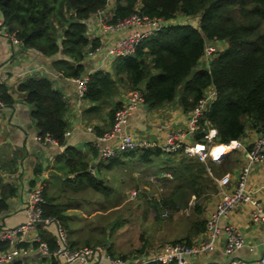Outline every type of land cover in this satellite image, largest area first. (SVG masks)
<instances>
[{
	"label": "crops",
	"instance_id": "1",
	"mask_svg": "<svg viewBox=\"0 0 264 264\" xmlns=\"http://www.w3.org/2000/svg\"><path fill=\"white\" fill-rule=\"evenodd\" d=\"M108 1L103 10L91 15L86 20V37L89 42L84 48L83 57L80 61L67 59L61 53L46 57L34 49L27 48L21 40L19 44H13L11 38L4 34V31L7 30L6 27L0 28V80L3 81V92H7L8 96L13 100L11 104L3 101L4 106L0 108V207L5 205V209L0 210V237L3 231L17 227L27 221L25 209L29 193L35 186L42 185L47 199V205L44 208L45 216L54 217L60 221L61 225L67 230L68 244L77 249L95 247L94 244H98L94 243L95 240L87 243L85 240L81 241L79 234L84 230V222L80 214L77 213L78 209L66 206L56 196L52 195V186L72 185L75 188V186L80 187L82 184H87L97 192L102 191L105 194H109L110 189L104 188L102 182L101 184L98 182V177H94L96 173L101 175L117 171L122 177L124 176V170L131 172V168L135 169L136 165L143 164L141 166H144V171L148 173L150 182H156L157 178L172 180L173 175L169 170L180 166L182 161L186 160L183 157L186 156L188 159L195 160V158H189L184 152H179L177 154H180V156L176 160L183 159L177 166L166 168L171 161H174L171 160L174 157H166L164 156L165 153L160 156L148 155L145 157L137 153L135 157H130V153L126 151L112 159L104 160L101 158L100 152L94 148L93 143L97 137L112 130L115 121L114 115L117 109L126 101L128 93L132 90L126 74L119 73L116 69V61L123 57H112L110 50L119 40L131 35L135 30L105 32L102 29L101 20L113 22L115 10L117 9L116 0ZM136 9H141L140 2L136 5ZM194 19L179 14L173 19L165 20L164 23L168 27L176 25V23L179 24L181 20L189 24L188 22ZM0 23L4 24V18L1 13ZM65 30V28L59 29L60 37L58 40L63 38ZM141 31L143 32L144 29ZM214 43L213 41H207L208 45H213ZM93 47H101L102 52L90 55L89 53ZM65 59L71 62L74 68L78 65L83 67L81 76H91L97 72H102L104 75L109 76L112 81L111 95L95 103L86 100L85 97L81 100V105L78 106V92L74 77H66L63 71L57 68L58 62ZM206 63L209 65L211 61L202 58L201 66H198V68H203ZM32 78L47 79L52 84V88L61 96V102L66 109L64 115V120L68 125L66 131L70 132V136L67 139L64 137L65 145L59 147L44 145L34 140V137L40 132V129L36 126V120L32 117L34 106L27 103L25 94L18 90L21 84ZM144 86L145 84L143 83L139 85L141 89H144ZM214 91V87L207 88L203 98L214 94L217 95V92ZM215 98L216 96L214 100ZM191 110L186 111L179 104V96L173 102L160 107H149L148 110L144 109V107L139 108L128 118L122 127L119 137L121 138L127 134L162 145L165 143L168 132L187 128ZM249 126L246 128L245 137L236 141L241 143L242 147L235 148L234 144L229 145L231 150L224 156L222 161V163L224 161L228 162L229 167L223 169L221 174L215 176L222 178L225 175H229L234 183L228 188H221L214 181V184L216 183L214 187L217 190V197L213 201L204 204L201 210L191 211L188 215H181L180 213V230H176V235L158 230L153 233V236L160 237L161 240L170 241L167 244L183 240L190 246L200 244L207 237V221L221 200V192L223 190L229 192L234 189L235 181L246 164L247 149L252 146L260 133L263 132H258ZM88 129L92 131L90 132ZM210 130L214 132H211L212 134H217L215 129L207 128V131ZM197 134L198 132L188 137L191 144L197 140ZM118 141L119 138L115 137L110 141V144L115 145ZM66 146H70L78 152L74 162L77 165L76 168H72L67 164L66 155L63 159H59L66 154ZM229 146L215 144L212 147V155L215 156V149ZM154 150L152 149L151 152ZM215 158L219 160L217 156ZM83 164H88L86 172L81 167ZM215 164H210V166L213 167ZM141 166L139 167L140 169L142 168ZM204 167L207 171L209 166L205 164ZM71 170L74 171L72 172ZM167 171L169 173H165ZM155 174L162 175L155 177ZM250 182L254 188H260L264 185V163L259 164L252 170ZM196 189L198 190L197 187ZM162 190L160 189V191ZM172 191L180 192V196L182 191L187 192L188 195H186L185 201L191 198L193 200L199 198V195L195 194L194 188L192 190L188 185H180L179 188L176 187ZM134 195L137 196L129 200L140 202L142 196L136 191H134ZM258 199L264 205V191L258 194ZM166 202L168 201L161 200V198H157L154 202L151 200L150 214L152 218L162 221L170 219L171 216L167 219H162L154 215V211L157 209L166 208L171 212L168 205L172 202H169V204H166ZM252 210V206L249 204L241 205L232 213L227 222L238 228L245 237L246 245L244 248L238 250L234 256H226L224 254V238H222L215 252L191 257L188 264H229L233 258L256 261L262 257L264 255V226L253 222ZM222 226H224V223ZM51 229L47 230L45 227L39 226L28 235V238L30 239L31 236L38 233L47 242H54V231ZM85 236L86 233L84 234ZM178 236H180V239H177ZM147 247L148 243L144 242L137 250L143 252ZM15 248L8 242L0 240V253L9 254L8 259L0 264H64L61 258H50L38 250L24 255L22 253L19 254V252H13ZM109 250L108 248V252H110ZM111 254L113 256L116 255L113 252ZM150 254L152 252H145L141 255L148 256ZM127 259H137V255L134 254Z\"/></svg>",
	"mask_w": 264,
	"mask_h": 264
},
{
	"label": "trees",
	"instance_id": "2",
	"mask_svg": "<svg viewBox=\"0 0 264 264\" xmlns=\"http://www.w3.org/2000/svg\"><path fill=\"white\" fill-rule=\"evenodd\" d=\"M138 2L140 10L136 9ZM107 3L108 0H0V13L7 31L27 48L46 57L61 53L67 59L80 61L89 42L86 20L103 10ZM116 4L113 22L133 13L164 20L179 14L200 19L198 25L161 28L140 43L134 55L116 61L117 71L126 74L131 89H141L139 85L145 84L142 90L150 108L171 103L179 96V104L186 111L193 110L206 89L214 87L216 99L201 122L205 131L197 134L198 141L203 139L207 128L217 131L213 142L219 146L244 138L248 125L264 131V0H116ZM63 28L65 34L58 40L59 29ZM207 41L215 42L213 45L220 55L212 61L210 69L198 68ZM221 45L225 46L220 50ZM67 59L58 62V70L66 77H80L83 67L74 68ZM2 87V101L11 104L13 100ZM18 90L34 106L32 117L40 129L39 135L50 134L60 146L65 145L66 109L52 84L47 79L32 78ZM111 91L110 77L97 72L90 76L86 100L93 103L104 100ZM151 150L127 153L130 157L137 153L143 157L163 154L161 149ZM77 153L66 146V154L59 159L66 155L67 164L76 168ZM87 165H81L85 172ZM204 166L196 159L184 160L174 168L173 177L194 188L199 195L196 187L208 174ZM48 242L55 249V243Z\"/></svg>",
	"mask_w": 264,
	"mask_h": 264
},
{
	"label": "built area",
	"instance_id": "3",
	"mask_svg": "<svg viewBox=\"0 0 264 264\" xmlns=\"http://www.w3.org/2000/svg\"><path fill=\"white\" fill-rule=\"evenodd\" d=\"M102 21V29L105 32L135 30L131 35L121 39L110 50V54L114 58L129 57L135 54L140 43L151 37L156 31L166 27L164 19L150 18L146 15L133 13L128 17L117 20L116 22ZM4 24L0 23V28H4ZM144 31L142 32L141 30ZM149 30V31H148ZM4 34L11 38L13 44H19L20 40L15 34H10L7 30ZM102 52L101 47H93L91 54ZM217 52L214 45H206L204 59L210 57ZM77 88L78 97L77 105H81V100L86 97L90 76H80L74 78ZM3 81L0 80V89ZM216 92V91H214ZM213 96H208L200 100L199 104L190 112V119L185 130L171 131L166 135L165 143L159 145L146 139L136 138L132 135H123L119 137L122 127L128 118L139 108L144 107L145 93L142 89H132L128 93V97L123 105L117 109L115 113V121L110 132L102 136H98L94 141L93 146L96 148L104 160L112 159L126 151H140L159 148L165 154H177L184 152L189 157L195 158L197 161L207 164L212 161L220 163L223 158L217 160L212 155L211 149L215 145L216 138L213 131H207L201 141L196 140L191 144L188 140L189 136L205 131L202 128L201 122L204 119L205 113L214 101ZM216 99V98H215ZM3 101L0 90V108L3 107ZM207 125V122H205ZM88 131H92L88 129ZM212 132V133H211ZM70 132L66 131L64 137L67 139ZM115 137L119 141L115 145H111L110 141ZM34 140L44 144L60 146L59 141L53 138L50 134L37 135ZM235 148L242 147L239 142H232ZM230 144V145H231ZM229 146V145H228ZM247 160L242 168L240 176L235 181V186L232 191H222V197L219 201L214 213L207 221V237L196 246H190L186 242H175L164 245L158 251L148 255L141 256L137 259H122L113 256L108 252L105 246H95L77 249L68 244L67 230L61 225L60 221L54 217L45 216V205L47 199L42 185L35 186L28 196L26 205L27 221L17 227L9 228L1 233L0 240L8 242L16 247L13 252L28 255L32 252L39 251L43 255L50 258H61L64 264H188L189 258L197 257L202 254L215 252L222 238H224V254L226 256H234V254L245 247L246 241L242 233L233 224L227 223L232 213L241 205L249 204L252 206V220L254 223L264 226V205L259 201L258 194L264 191V185L260 188L251 186L250 177L252 170L259 164L264 163V131L260 133L250 148L246 151ZM208 174L213 177V174L207 168ZM221 188H228L234 182L229 175L222 178H214ZM155 216L162 219H167L171 216L168 209H157L154 211ZM224 223V226L222 224ZM227 223V224H225ZM43 226L47 230L52 229L54 235L55 249H51L47 240L40 234L35 233L31 238L28 235L36 230L37 227ZM25 244V245H24ZM27 244V245H26ZM9 254L0 253V263L8 259ZM229 264H264V255L256 261H247L241 258H233Z\"/></svg>",
	"mask_w": 264,
	"mask_h": 264
},
{
	"label": "rangeland",
	"instance_id": "4",
	"mask_svg": "<svg viewBox=\"0 0 264 264\" xmlns=\"http://www.w3.org/2000/svg\"><path fill=\"white\" fill-rule=\"evenodd\" d=\"M199 21L200 19L196 17L188 23L198 25ZM180 23L181 25L186 24L182 20ZM180 23H176V25H180ZM224 46H219V49H223ZM219 55L220 52L217 51L210 57H206V59L212 63ZM206 65L204 67L209 68L211 64L208 65L206 63ZM199 66L201 65L199 64ZM164 156L174 157L171 159L174 161H171L166 168H173L183 158H186L185 156L177 161L176 159L180 154H165ZM185 161L188 162V159ZM210 164H212L211 161L207 162L213 177L205 174L203 179L199 180V185L197 186L200 191L199 198L194 200L191 198L186 200L187 202L185 201L187 192L182 191V197H180V192L172 191L174 188H179L180 185H183L179 180L174 177L172 180L157 178L156 182H150L148 173L144 171V166H141L143 164L136 165L135 169L131 168V172L124 170V176L122 177L117 171L101 175L96 173L94 177H98V182L100 184L102 182L104 188L110 189L111 193L109 192V194H105L102 191L97 192L87 184H82L81 188L78 186L74 188L72 185L52 186L51 194L56 196L66 206L78 209L77 213L80 214L84 222V230L79 234L82 242L85 240L87 243L95 240L94 243H98L94 244L95 246H105L110 249L109 253L113 252L117 255L115 257L122 259H127L134 254L137 255V258H140L141 254L145 252L154 253L170 242L153 236L155 231L163 230L176 235V230H180V213L181 215H188L191 211L201 210L204 204L213 201L217 197L214 178H217L215 176L221 174L223 169H227L229 164L226 161L216 163L213 167ZM140 166L142 167L141 169L139 168ZM173 169L169 170L172 175ZM169 171L165 173H169ZM161 175L155 174V177H160ZM160 189L163 190L160 191ZM134 191L142 196L140 202L129 200L137 196L134 195ZM157 198L165 201L174 200L168 205L172 212L168 221L157 220L152 218L150 214V202L151 200L154 202ZM85 233L86 236L84 237ZM177 239H180V236ZM144 242L148 243V247L143 252H140L137 249Z\"/></svg>",
	"mask_w": 264,
	"mask_h": 264
},
{
	"label": "bare ground",
	"instance_id": "5",
	"mask_svg": "<svg viewBox=\"0 0 264 264\" xmlns=\"http://www.w3.org/2000/svg\"><path fill=\"white\" fill-rule=\"evenodd\" d=\"M231 150L230 146L229 147H222V148H218V149H215L214 152H215V156H217L220 159H222L229 151ZM127 152H133L132 150L130 151H127ZM211 152H212V149H211Z\"/></svg>",
	"mask_w": 264,
	"mask_h": 264
},
{
	"label": "water",
	"instance_id": "6",
	"mask_svg": "<svg viewBox=\"0 0 264 264\" xmlns=\"http://www.w3.org/2000/svg\"><path fill=\"white\" fill-rule=\"evenodd\" d=\"M144 109L148 110V109H149V105H148V104H145V105H144ZM261 130H262L261 127H259V128L257 129L258 132H260ZM232 260H233V259H231V261H232Z\"/></svg>",
	"mask_w": 264,
	"mask_h": 264
},
{
	"label": "clouds",
	"instance_id": "7",
	"mask_svg": "<svg viewBox=\"0 0 264 264\" xmlns=\"http://www.w3.org/2000/svg\"><path fill=\"white\" fill-rule=\"evenodd\" d=\"M261 132V131H260Z\"/></svg>",
	"mask_w": 264,
	"mask_h": 264
}]
</instances>
